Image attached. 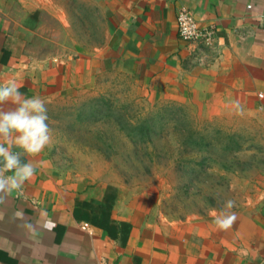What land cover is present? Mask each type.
<instances>
[{
    "label": "rangeland",
    "instance_id": "374dc122",
    "mask_svg": "<svg viewBox=\"0 0 264 264\" xmlns=\"http://www.w3.org/2000/svg\"><path fill=\"white\" fill-rule=\"evenodd\" d=\"M0 1L19 54L57 58L71 71L81 61L79 83L69 74L45 99L52 141L44 151L82 213L179 231L214 223L227 200L235 220L264 213L256 104L218 92L171 97L139 81L116 44L108 0Z\"/></svg>",
    "mask_w": 264,
    "mask_h": 264
},
{
    "label": "crops",
    "instance_id": "0c3cea01",
    "mask_svg": "<svg viewBox=\"0 0 264 264\" xmlns=\"http://www.w3.org/2000/svg\"><path fill=\"white\" fill-rule=\"evenodd\" d=\"M107 5L116 44L139 81L161 86L171 97L239 95L264 112V0H108ZM182 7L200 27L213 29L209 45L178 36L176 14ZM4 13L0 1V82L15 78L22 93L44 99L60 94L69 74L79 83L80 60L71 71L57 58L19 54ZM23 159L33 162L34 175L20 189L0 192V264H264V213L241 216L228 229L215 223L163 229L127 215L101 222L82 213L81 200L66 197L48 152Z\"/></svg>",
    "mask_w": 264,
    "mask_h": 264
},
{
    "label": "clouds",
    "instance_id": "9594fccd",
    "mask_svg": "<svg viewBox=\"0 0 264 264\" xmlns=\"http://www.w3.org/2000/svg\"><path fill=\"white\" fill-rule=\"evenodd\" d=\"M15 78L0 82V192L20 189L35 172L34 164L24 156L41 153L52 141L47 101L40 95L27 96ZM18 149V150H14ZM233 201H225L214 216V223L228 229L236 219Z\"/></svg>",
    "mask_w": 264,
    "mask_h": 264
},
{
    "label": "built area",
    "instance_id": "2783aa9c",
    "mask_svg": "<svg viewBox=\"0 0 264 264\" xmlns=\"http://www.w3.org/2000/svg\"><path fill=\"white\" fill-rule=\"evenodd\" d=\"M176 25L177 34L183 40H199L204 45H209L213 39V29L200 27L193 13L186 8L182 7L177 11Z\"/></svg>",
    "mask_w": 264,
    "mask_h": 264
}]
</instances>
